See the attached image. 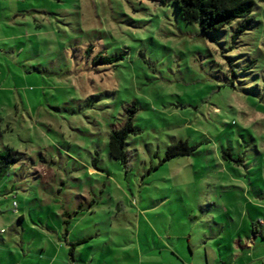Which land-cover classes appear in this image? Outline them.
Listing matches in <instances>:
<instances>
[{"label": "rangeland", "instance_id": "rangeland-1", "mask_svg": "<svg viewBox=\"0 0 264 264\" xmlns=\"http://www.w3.org/2000/svg\"><path fill=\"white\" fill-rule=\"evenodd\" d=\"M176 1L0 0V152L17 158L0 182V264L150 246L168 259L165 245L189 258V243L195 257L212 218L262 216L264 0L237 38L245 19L203 35ZM131 112L121 162L109 137Z\"/></svg>", "mask_w": 264, "mask_h": 264}, {"label": "crops", "instance_id": "crops-1", "mask_svg": "<svg viewBox=\"0 0 264 264\" xmlns=\"http://www.w3.org/2000/svg\"><path fill=\"white\" fill-rule=\"evenodd\" d=\"M259 192L261 194L257 196L260 197V203L258 204L259 201L254 199L252 204L259 207L258 209L260 210V214H262V216L259 215L254 217V215L249 214V212L242 211L240 212L241 226L236 225V212L235 214L230 211L225 212L226 218L228 219V223L225 226H222L220 223L217 224L215 222L216 218H212L214 224H216L219 229H214L210 231V233L203 232L201 242L197 245L198 255L196 254L195 257H193L195 254L194 248L189 243V250L192 254L189 258L184 257L181 254V249L165 245L164 248L169 252L171 258L167 259L162 256L160 257L159 255L162 253L161 250L157 256V250H153L150 246L147 251L150 252L149 254H154L152 257L147 256L148 252L143 253L140 251L138 252V259L125 256L123 258H107L104 260H98L92 257L86 259L83 264H264V190L260 189ZM247 215H249L251 227L250 224H248L249 221L247 220ZM169 238L173 237H161V239ZM214 239L218 241V249L215 248L212 243V240ZM221 247L225 248L229 253L228 259L224 256ZM187 254L190 255L189 253ZM40 258V264H67V262H62V259L59 258L57 253H55L48 261H46L43 255ZM0 262L2 263L1 257ZM12 264L20 263L18 261H14Z\"/></svg>", "mask_w": 264, "mask_h": 264}, {"label": "trees", "instance_id": "trees-1", "mask_svg": "<svg viewBox=\"0 0 264 264\" xmlns=\"http://www.w3.org/2000/svg\"><path fill=\"white\" fill-rule=\"evenodd\" d=\"M176 3L185 21L198 24L203 35L217 33L231 25L235 20L245 19V23L237 30L235 35V38H237L239 34L248 29V25L253 23V20L249 17L254 7L253 0H177ZM98 58L101 62L103 61L102 56H98ZM133 114L134 112L129 113L124 124L113 130L109 137L110 155L121 162L127 160L125 148L127 138L131 134L136 135L138 133L133 124ZM13 152L12 149L0 152V182L3 176L8 173L10 167L17 162ZM190 152L191 148L183 143L170 147L168 156L188 155ZM66 234H68V230H66ZM84 242L85 240H81L76 244H72L71 251L75 246Z\"/></svg>", "mask_w": 264, "mask_h": 264}, {"label": "built area", "instance_id": "built-area-1", "mask_svg": "<svg viewBox=\"0 0 264 264\" xmlns=\"http://www.w3.org/2000/svg\"><path fill=\"white\" fill-rule=\"evenodd\" d=\"M14 208H15V211H16V209H17V203L16 202H14Z\"/></svg>", "mask_w": 264, "mask_h": 264}]
</instances>
